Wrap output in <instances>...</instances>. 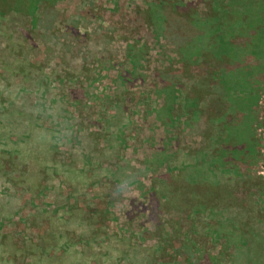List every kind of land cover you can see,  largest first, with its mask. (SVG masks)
Listing matches in <instances>:
<instances>
[{
    "label": "rangeland",
    "instance_id": "rangeland-1",
    "mask_svg": "<svg viewBox=\"0 0 264 264\" xmlns=\"http://www.w3.org/2000/svg\"><path fill=\"white\" fill-rule=\"evenodd\" d=\"M51 2L47 20L20 1L0 12V264H264L262 14L211 90L216 61L179 64L168 0ZM220 91L244 155L217 140L228 178ZM207 181L218 193L200 204Z\"/></svg>",
    "mask_w": 264,
    "mask_h": 264
},
{
    "label": "trees",
    "instance_id": "trees-1",
    "mask_svg": "<svg viewBox=\"0 0 264 264\" xmlns=\"http://www.w3.org/2000/svg\"><path fill=\"white\" fill-rule=\"evenodd\" d=\"M4 1L5 4L2 5V0H0V12H6L4 10L15 8L18 1H20L27 10H29L32 4L35 5V8H38L37 5H40L43 9V15L45 16L44 20H47L50 17L49 10L50 6H52L51 0ZM159 2H161V0H159ZM168 3L171 4L170 7L175 8L176 10L175 14H173L172 23L170 26V41L174 46V50L178 55V58H180L179 64L196 65V63H199V58L201 56L208 57L211 61H216L218 67L213 69L211 71V76H209L211 82H213L210 84H206V87H210L211 90L215 88L219 89V87H221V76L231 68L230 66H233L237 62L238 57L236 53H240L241 51L244 52L249 48L248 43L251 38L250 33H254L252 31V22L250 16L253 10H258L257 13L262 14L260 18H264V0H258L257 2H255V9L253 5H251V1L249 0H168ZM200 3H203V7H205L206 9V11H203V14L199 12L197 13L198 9H200ZM181 7H187L188 10L184 12ZM169 11L171 12V10ZM206 12L210 14H207ZM30 13L32 14V12ZM151 14L152 12L147 16L149 17ZM52 15H54V13H52L51 16ZM163 22L165 23L166 27L169 26V21H167V19L165 20V18H163ZM205 30H207V32H205ZM162 34L163 36L167 37V34L164 31ZM209 67L214 68V64L211 63ZM203 77H205L203 75V71L195 74L193 82L191 83L190 90H198L199 92V89L203 84ZM176 85H178V83H176ZM224 95L225 94L221 96L220 91L218 94L215 93L211 95V98L217 99L216 102H218L219 105L216 104V108L220 106L221 110L223 109V111L228 113L229 110L227 108H224L222 99H224V97L225 99H230L231 97H227ZM183 108L184 110H186V107L183 106ZM178 111V115L180 114L179 117H181L183 115L182 106H180ZM188 128L191 130V132L194 129L200 130L202 128L201 121H199L198 118L195 119L193 123H189ZM219 128L224 129V126L219 125ZM225 128L226 130H230L227 125L225 126ZM198 134L204 136L202 130L198 131ZM230 136L231 134L227 133L225 140L231 142L232 139H229ZM199 151L201 150L199 149ZM198 170H200V168ZM180 171L181 173H174L175 176L179 178L182 177V170L180 169ZM233 171V169L232 171L229 169H224L223 174L226 178H228L230 174H233ZM194 183H196V181ZM207 183L209 186L206 187V191L203 192L202 196L199 197L198 201L200 202V204H202V202L204 204L206 202L209 203L217 196L219 184L215 181L214 183L212 181H207ZM223 183L226 186H229L231 184L228 179H225ZM174 204H176L175 201ZM209 216H212V213H209ZM78 223L83 224L84 221L80 219ZM230 227L231 228L229 229V231H225V233L223 234V241L221 243V246L223 247L224 245L228 247H234L235 245V237L233 236L232 232L235 230L234 223L231 224ZM229 259H231V257ZM162 264L169 263L163 262Z\"/></svg>",
    "mask_w": 264,
    "mask_h": 264
},
{
    "label": "crops",
    "instance_id": "crops-1",
    "mask_svg": "<svg viewBox=\"0 0 264 264\" xmlns=\"http://www.w3.org/2000/svg\"><path fill=\"white\" fill-rule=\"evenodd\" d=\"M218 113L219 114H223V116L225 118L224 121H222V120L220 121L221 125L224 126V129H220L219 128V129H215V131H214V135H213V145H212L213 148H214V151L217 148V140L218 139H220V140L222 139L223 145H224L223 146V149L225 150V152H224L225 154L224 155L230 161H239L241 163V159L244 156L243 155V152H242V150H243L242 145H240V146L238 145L239 142H238V140L236 139V137L234 135V131H232L231 129L230 130H226V128H225V125H228L229 124V120H228V122L226 121V118L228 117L229 113H227V112H225L223 110L219 111ZM227 133H230L231 134V136L229 137V139H232L231 142H229L228 140H225V137H226ZM199 136L201 138H204L203 135H200L199 134ZM215 153H218V152H216V151L214 152L213 161H214V167H215V169L223 168V166H225V165H223V166H219L218 165V158H217V156L215 157ZM221 162H222V159H221ZM241 165H243L242 167H244V164H241ZM223 169H225V168H223ZM232 169L233 170H236L235 169V166L233 167V165H230V169L229 170L232 171ZM223 176H224V174H223ZM230 176H231V174H230Z\"/></svg>",
    "mask_w": 264,
    "mask_h": 264
}]
</instances>
